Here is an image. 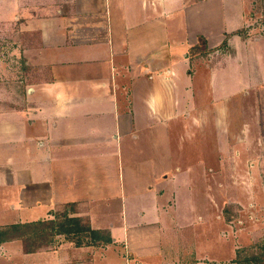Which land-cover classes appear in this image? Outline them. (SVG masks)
<instances>
[{
	"label": "crops",
	"instance_id": "1",
	"mask_svg": "<svg viewBox=\"0 0 264 264\" xmlns=\"http://www.w3.org/2000/svg\"><path fill=\"white\" fill-rule=\"evenodd\" d=\"M14 1L10 14L21 0ZM221 1L23 0L19 10L28 12V30L37 32L38 46L27 61L36 70L23 76L22 107L12 97L9 113L0 118V145L24 140L35 154L20 164L6 154L0 163V192L1 184L15 192L2 204L15 214L27 211L10 219L0 214V264H240L231 257L223 261L220 235L227 233L220 225L209 224L213 245L205 250L206 230L191 231L198 203L192 198L190 209L178 210L163 185L179 179L166 175L172 170L167 144L173 123L182 117L200 126L212 108L222 111L216 101L203 105L194 96L189 103L199 74L184 68L189 53L182 51L183 43L190 49L200 37L208 45L221 42L220 21L208 14L207 26L205 15L218 2L221 8ZM179 14L181 22L173 21ZM174 29L184 30L185 41L175 38ZM253 67L246 69L244 91L251 95L257 89L264 98V64L254 74ZM262 105L244 117L261 126L248 149L258 147L255 141L264 146ZM216 118L220 133L227 132L221 115ZM229 140L230 146L248 143L242 133ZM211 203L220 222V200L214 196ZM257 212L250 210L249 218L264 220V198ZM66 215L87 227L82 243L54 232L55 244L36 247L13 233L15 225L47 220L57 225ZM229 222L236 231L235 221Z\"/></svg>",
	"mask_w": 264,
	"mask_h": 264
},
{
	"label": "rangeland",
	"instance_id": "2",
	"mask_svg": "<svg viewBox=\"0 0 264 264\" xmlns=\"http://www.w3.org/2000/svg\"><path fill=\"white\" fill-rule=\"evenodd\" d=\"M221 3V8L218 2L211 12L208 10L205 12L207 26L210 24L208 14L212 13L217 23L220 21L217 27L222 33L220 34L221 42L216 45L211 43V46L207 44L206 39L200 37L198 43L190 49L186 42L183 43L185 45L182 51L184 55L189 53V64L184 68L194 70L195 75L199 74V78L196 75L194 80L195 93L190 94L189 103H192L194 96L195 100L197 99L203 105L216 101L222 107V111L219 113L212 108L206 117L204 115V124L200 126L191 123L192 120L185 124L182 117L173 123V130L170 132L167 144L173 153V161L169 165V167L172 165V170L167 171L166 175L169 177L178 175L179 179L163 180V185L171 190V199L177 202L174 205L178 210L181 205H183L182 208L190 209L192 198L198 203L199 212L192 213L196 219H193L194 226L191 231L201 234L206 230L205 250L207 252L213 245V234L209 232V228L212 229V227H209V224L220 225L221 231L227 233L220 235L223 261L231 257L239 260L240 264H264V220L249 218V211L257 212L264 198V148H262L264 146L260 147V142L255 141V145L252 144V146L258 145V147L248 149L249 143H252L251 139L258 137L261 126L249 116L244 118L249 111L258 112L255 105L261 107L263 102L261 100H264L261 93L257 94V89L251 95L244 91L245 84L249 83L250 78L247 76L246 69H252L254 65L252 70L254 74L260 71L264 64V0H222ZM23 5L24 2L21 0L19 7H15L18 11L10 14L9 9L16 6L15 1L12 3V0H0V118H4L5 114L9 113L12 97L13 104L18 109L22 107L23 76L28 73L29 68H31L30 72L36 70L32 64L29 66L27 61H30L28 55L38 46L37 32L28 30V23L24 17L25 15L28 18V12L19 10L23 8ZM33 13L35 10L30 14ZM181 18V14L179 17L175 15L173 21L181 22ZM244 19L247 20V24H241ZM199 23L203 26L202 21ZM235 27L236 29L232 30ZM173 31L177 34L175 38L185 41L183 29ZM256 38H262L261 42L256 43ZM213 74L216 77H213ZM219 86H222L221 90H218ZM236 86L238 91L233 90ZM200 88L201 91H199ZM240 88L243 89L242 92L239 91ZM254 102L255 105L251 109V104ZM262 106L264 112V103ZM190 113L192 114L193 111ZM216 113L221 115L222 127L224 129L226 127L227 132L220 133ZM241 115L245 122L244 130H241ZM8 116L10 117V114ZM241 133L248 139V143L230 146L229 139L232 138L234 141L237 137H241ZM237 149L238 152H236ZM27 151L33 152L31 154ZM6 154L14 158L15 163L20 164L22 159L25 160L30 155L32 157L35 153L34 148L27 141L15 140L9 141L8 148L0 145V163L5 162ZM182 169L184 170L181 171ZM0 193V197L5 200L4 202L0 199V210H4L7 206L2 203H8L15 192L1 184ZM214 196L216 200H220L222 213L220 222L216 219L217 213L211 203ZM253 203L258 205L253 208ZM63 213V211L59 212L58 217L60 218ZM259 213L257 212V215ZM0 214L7 215L10 219L17 215L27 216V211L21 210L20 213L15 214L8 210ZM202 214L205 218L197 220L198 215L202 216ZM231 220L237 225L236 231L231 227L229 222ZM47 225L51 227L52 223ZM38 227L40 225H31L23 230L30 232ZM15 232L13 231L14 234ZM85 233L72 229L66 237H72L80 244L84 241ZM53 234V230L49 228L39 235L44 239L37 241L38 244L42 242L49 243V246L55 244L57 237ZM217 234L216 232V244Z\"/></svg>",
	"mask_w": 264,
	"mask_h": 264
},
{
	"label": "trees",
	"instance_id": "3",
	"mask_svg": "<svg viewBox=\"0 0 264 264\" xmlns=\"http://www.w3.org/2000/svg\"><path fill=\"white\" fill-rule=\"evenodd\" d=\"M77 221V223L75 224V222ZM48 223H52L51 227H49L47 224ZM81 220L79 218L76 217H68L67 215L64 217V219L62 220L61 223L56 225V222L53 220L50 221H41V222H37L34 224H29V225H15L12 228H15L13 231H17L15 232L14 235H19L20 237H24L25 240H31L33 241V246L39 247L38 242L37 241H41L44 238H40L39 235H42L46 230H48L49 228H51L53 230V232L56 233H68V232H72V229L74 230H78V231H85L87 229V227L84 225V227L81 225ZM31 225H37L40 227H38V229L32 230L30 232H25L23 230V228L27 227V226H31ZM72 225V227H71ZM45 230V231H44ZM41 233V234H40ZM29 234V235H28ZM46 242H42L41 244H44ZM41 246V245H40Z\"/></svg>",
	"mask_w": 264,
	"mask_h": 264
}]
</instances>
